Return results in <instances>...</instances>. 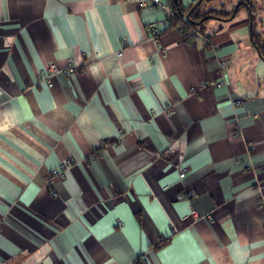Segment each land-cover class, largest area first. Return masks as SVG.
<instances>
[{"label": "crops", "instance_id": "1", "mask_svg": "<svg viewBox=\"0 0 264 264\" xmlns=\"http://www.w3.org/2000/svg\"><path fill=\"white\" fill-rule=\"evenodd\" d=\"M135 2L0 0V264H264L247 20Z\"/></svg>", "mask_w": 264, "mask_h": 264}, {"label": "built area", "instance_id": "2", "mask_svg": "<svg viewBox=\"0 0 264 264\" xmlns=\"http://www.w3.org/2000/svg\"><path fill=\"white\" fill-rule=\"evenodd\" d=\"M172 1L173 0H136L135 3H137L139 7H149V6L160 7L163 10V12H164V14L166 16V18L163 19V21H161L160 26L167 28L168 26L170 27V24L173 21L178 20V17H177L178 14H176L177 10H175V8H173V6H172L173 2ZM178 22H179V26L181 27L182 30H184V32L186 33L187 36L191 37L193 35L198 34V31L196 30V28H194V26L193 27L187 26V24L184 21H182V20H178ZM155 26L156 25L152 26V30L155 29V34L154 35L155 36L156 35L159 36V34H160L159 33V28L157 30V26L158 25L156 27ZM118 55H120V54H118ZM68 62H71L70 59H68ZM221 67H224V63L221 64L220 68ZM49 68L51 69L52 72H54L55 69L53 68L52 65H50ZM220 85H224V82L219 81L217 86H220ZM49 86H51L50 83H49ZM239 103H240L239 101L236 102L237 105ZM70 165H72L71 161H67V162L61 163L60 166H58L59 167L58 174L60 176H62L64 171L67 168H69ZM56 173L57 172H55L54 174H56ZM258 204H259V208L264 209V199L261 198L258 201ZM191 214L193 215V217H196V213L195 212H191Z\"/></svg>", "mask_w": 264, "mask_h": 264}, {"label": "rangeland", "instance_id": "3", "mask_svg": "<svg viewBox=\"0 0 264 264\" xmlns=\"http://www.w3.org/2000/svg\"><path fill=\"white\" fill-rule=\"evenodd\" d=\"M180 1L183 3V5L187 4V1H183V0H180ZM190 1L191 2L195 1V3H196V0H190ZM239 1L240 0H203L201 7H200V10L208 9L209 12L208 11H206V12H208V14L212 13L211 15H214L213 12H211V9H216V10H219L220 12H223L224 16H226V12L231 13L230 11H232L234 6ZM243 1L251 3V8H252L251 11L254 13V16H255L254 17L255 20H254V22H252V23H254L253 29L256 30L258 33H264V0H243ZM242 17H243L242 14L237 15V19L242 18ZM260 19H262L261 22H259ZM213 23H217V22L213 19H208L202 25L204 26V28H206V30H209L210 26ZM247 30H248V28H247ZM247 34H249V33L247 32Z\"/></svg>", "mask_w": 264, "mask_h": 264}, {"label": "flooded vegetation", "instance_id": "4", "mask_svg": "<svg viewBox=\"0 0 264 264\" xmlns=\"http://www.w3.org/2000/svg\"><path fill=\"white\" fill-rule=\"evenodd\" d=\"M184 1H187V4H186V6L183 8V9H181L182 11H181V13L183 14V17H184V15H186L187 14V12H189L190 10H191V8L193 7V5L195 4V1L194 2H188V0H184ZM203 2V1H202ZM238 3H240V5H239V7L237 8V10H235L236 11V13H235V16H234V18L235 17H237V15L238 14H242L243 16H244V18L247 20V26H249V23L248 22H250V19H249V13H248V11H246V9H247V6L250 8L249 10L251 11L252 10V8H251V3H248V2H245V1H243V0H240ZM202 4V3H201ZM201 4L199 5V6H197L192 12H190V14H189V19L190 20H193V21H195L196 23H197V21H199L201 18H203V17H206V16H208V15H211V14H208V9H206V10H204V9H202V10H200V7H201ZM183 7V6H182ZM234 9V8H233ZM233 9H232V11H233ZM206 11H208V12H206ZM219 10H216V9H211V12H213V14L215 15V16H218V17H221V18H228L229 16H230V14L232 13L231 11V13H228V12H226V16H224V13L223 12H218ZM206 12V13H205ZM243 12V13H242ZM180 12L178 13V14H181ZM181 14V15H182ZM251 17H252V22H254V20H255V16H254V13L251 11ZM186 19V18H185ZM262 21V19H260V21L259 22H261ZM251 22V23H252ZM203 24V23H202ZM202 24H200L198 27H201V26H203ZM254 23H252V25H253ZM252 29H253V27H252ZM253 32H252V41L248 38V41H249V44H250V47L252 46V43L256 46V48H258L260 51H261V53L262 54H264V47H262V46H264V45H262V41H264V33H258L256 30H252ZM252 48V47H251ZM253 49V48H252ZM254 50V49H253Z\"/></svg>", "mask_w": 264, "mask_h": 264}, {"label": "water", "instance_id": "5", "mask_svg": "<svg viewBox=\"0 0 264 264\" xmlns=\"http://www.w3.org/2000/svg\"><path fill=\"white\" fill-rule=\"evenodd\" d=\"M184 1V0H183ZM202 1L203 0H196V3L193 5V7L191 8V10L189 11V12H187V14L185 15V18H186V20L191 24V25H194V26H199L200 24H202V23H204L206 20H208V19H213V20H216V21H230V20H232V19H234V16H235V13H236V11L235 10H237V8L239 7V5H240V3H237L235 6H234V9H233V11H231L232 13H231V15L228 17V18H221V17H218V16H215V15H208V16H206V17H203V18H201L199 21H197V23L195 22V21H193V20H190L189 19V14H190V12H192L197 6H199L201 3H202ZM181 4H183L182 2H181ZM250 8L247 6V9H246V11H248V13H249V19H250V22H248L249 23V26H248V32H249V34H248V36H249V39L252 41V27H253V25H252V17H251V11L249 10ZM262 45H264V41H262ZM253 49H254V51H255V53H256V55H257V57L259 58V60H262V61H264V54H262L261 53V51L258 49V48H256V46L252 43V46H251ZM262 47H264V46H262Z\"/></svg>", "mask_w": 264, "mask_h": 264}]
</instances>
